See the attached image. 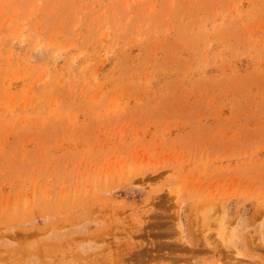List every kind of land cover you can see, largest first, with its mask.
I'll return each mask as SVG.
<instances>
[{
  "label": "rangeland",
  "instance_id": "374dc122",
  "mask_svg": "<svg viewBox=\"0 0 264 264\" xmlns=\"http://www.w3.org/2000/svg\"><path fill=\"white\" fill-rule=\"evenodd\" d=\"M0 264H264V0H0Z\"/></svg>",
  "mask_w": 264,
  "mask_h": 264
}]
</instances>
